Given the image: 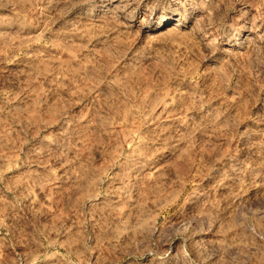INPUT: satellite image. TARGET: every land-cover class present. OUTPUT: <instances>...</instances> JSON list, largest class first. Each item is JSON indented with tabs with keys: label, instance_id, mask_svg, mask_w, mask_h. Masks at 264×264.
I'll return each mask as SVG.
<instances>
[{
	"label": "rangeland",
	"instance_id": "374dc122",
	"mask_svg": "<svg viewBox=\"0 0 264 264\" xmlns=\"http://www.w3.org/2000/svg\"><path fill=\"white\" fill-rule=\"evenodd\" d=\"M0 264H264V0H0Z\"/></svg>",
	"mask_w": 264,
	"mask_h": 264
},
{
	"label": "bare ground",
	"instance_id": "6f19581e",
	"mask_svg": "<svg viewBox=\"0 0 264 264\" xmlns=\"http://www.w3.org/2000/svg\"><path fill=\"white\" fill-rule=\"evenodd\" d=\"M177 23V22H176ZM179 23V22H178ZM178 24H174L173 26L172 25H170V26H168L167 27V29H172V28H174L175 26H177ZM261 35L262 34H260L259 32L258 33H256V34H254L253 36H251V38L252 39H258V38H260L261 37Z\"/></svg>",
	"mask_w": 264,
	"mask_h": 264
}]
</instances>
